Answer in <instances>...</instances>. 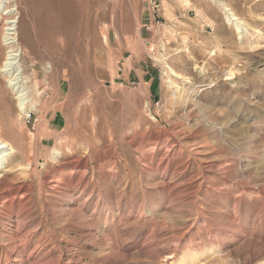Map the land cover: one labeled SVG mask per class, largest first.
Here are the masks:
<instances>
[{
    "label": "rangeland",
    "instance_id": "1",
    "mask_svg": "<svg viewBox=\"0 0 264 264\" xmlns=\"http://www.w3.org/2000/svg\"><path fill=\"white\" fill-rule=\"evenodd\" d=\"M21 1L0 264H264V0Z\"/></svg>",
    "mask_w": 264,
    "mask_h": 264
},
{
    "label": "bare ground",
    "instance_id": "2",
    "mask_svg": "<svg viewBox=\"0 0 264 264\" xmlns=\"http://www.w3.org/2000/svg\"><path fill=\"white\" fill-rule=\"evenodd\" d=\"M27 2V1H26ZM21 3H23L21 0H13V4L14 6L17 7V14L19 13V8ZM28 6H30V8L33 9L34 6H32L34 3L30 1L27 2ZM10 13V12H9ZM21 13V12H20ZM84 16V15H83ZM13 17H17L15 19L9 20L8 23L10 24V26H8L5 30H7V32H5V34H7V36H3L4 40V44L3 41L1 42L0 39V56H1V50L3 45L7 44H13L17 42L16 39V34H18V23H19V19L20 16H13ZM235 17V15L233 16V18ZM0 18L2 20L6 19L5 16L0 15ZM60 18V17H59ZM235 20L237 19L236 17L234 18ZM62 20V19H61ZM238 21V19H237ZM1 26V25H0ZM1 28H0V35H1ZM16 36V37H15ZM18 58H19V53H12L8 55L7 60L5 61L3 67L1 68V71H3V73L7 74L8 79H7V83L8 86L11 87V89L15 92V94H17V97L19 98V104L21 107V110L25 108L26 104L28 103L29 99L26 97V91L25 89L21 88L19 86V82H20V78L18 77V73L16 72V67L18 64ZM1 128V127H0ZM14 148L10 145V143H8L7 141L3 140L0 136V166H3L4 162L7 160V158L9 157V155L14 152L13 151Z\"/></svg>",
    "mask_w": 264,
    "mask_h": 264
},
{
    "label": "built area",
    "instance_id": "3",
    "mask_svg": "<svg viewBox=\"0 0 264 264\" xmlns=\"http://www.w3.org/2000/svg\"><path fill=\"white\" fill-rule=\"evenodd\" d=\"M27 121H28V124H31L33 126V128H35V125H36V119L35 117L33 118V116L31 114H29L27 116Z\"/></svg>",
    "mask_w": 264,
    "mask_h": 264
},
{
    "label": "crops",
    "instance_id": "4",
    "mask_svg": "<svg viewBox=\"0 0 264 264\" xmlns=\"http://www.w3.org/2000/svg\"><path fill=\"white\" fill-rule=\"evenodd\" d=\"M28 45H30V44H32L33 45V43L32 42H30V41H28V43H27ZM126 67H128V69L129 70H131V64H129V62H127V65H126Z\"/></svg>",
    "mask_w": 264,
    "mask_h": 264
}]
</instances>
